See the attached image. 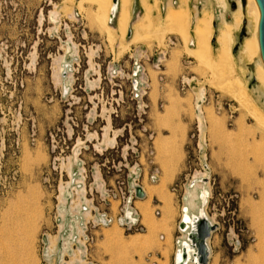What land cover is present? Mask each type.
Wrapping results in <instances>:
<instances>
[{
  "label": "rangeland",
  "instance_id": "1",
  "mask_svg": "<svg viewBox=\"0 0 264 264\" xmlns=\"http://www.w3.org/2000/svg\"><path fill=\"white\" fill-rule=\"evenodd\" d=\"M78 1L0 0V264H174L184 206L213 223L206 264H264V130L231 89L240 78L264 113L259 58L237 57L253 17L220 72L165 24L178 0H131L129 28L151 15L134 40ZM209 5L217 26L218 0L188 1L189 47ZM194 187L206 201L189 204ZM130 194L140 224L126 227Z\"/></svg>",
  "mask_w": 264,
  "mask_h": 264
},
{
  "label": "bare ground",
  "instance_id": "2",
  "mask_svg": "<svg viewBox=\"0 0 264 264\" xmlns=\"http://www.w3.org/2000/svg\"><path fill=\"white\" fill-rule=\"evenodd\" d=\"M82 1L84 0H79L78 2L81 3ZM140 1L143 2L144 4L147 3L146 0H140ZM218 1H219V7L222 8V10L220 14V20L218 21V25L216 26V30L213 29V27L215 26V20H214L215 15L208 7H204V9L201 10V14L195 17L193 16L194 20L192 25L193 26L192 38L195 39L194 47L188 46V43L191 41L190 34L188 32V27L190 25L188 0H178L176 7H173L172 4L169 3L166 12H164L165 13L164 22L166 25L169 26H176L183 28V30L185 31L184 42L185 45L187 46V49L190 52L197 53V55L202 56L203 58L210 59L213 66L220 72H223L226 68H228L230 71H233V64L235 59V55L233 54L232 51L233 32L240 27L241 22L243 21L244 18L243 17L244 11L242 9L241 0H235L236 8L231 12L232 13L231 20H227L224 17V12L226 11L227 2L226 0H218ZM90 2L93 5H95V12L93 15L94 19L93 18L92 19L96 21V23L101 28V30L107 33V36L110 39L112 36L111 30L114 28L113 26L110 25V21L114 18L115 15L117 19V27L121 30L123 35L128 33V35L130 36V40H134L137 36L138 31L140 29H143L144 26L150 23V16H151L150 11L145 10V12L141 14L137 18V20L133 22L132 26L130 28L128 27V22L130 18L131 0H90ZM245 8L246 11L253 17L254 29L251 34L249 35L245 34L246 36L244 37L242 43L240 44V48L238 50V55H237L238 62H243L244 60H251L254 56H257L259 58V62L257 63V67L254 73L255 75L253 76L256 78L257 81L263 83L264 65L261 61L259 44H258V22H259L260 12L255 0H246ZM211 22H212V26H211ZM247 26L249 27V25ZM174 33L176 34L177 31ZM211 38H213L215 42V47L213 46L212 43H210ZM197 55H195V57ZM229 79H231V77H229ZM239 79H237L236 84L233 85L231 84L233 97L240 106L247 107V109L250 112V116L255 120L256 124L261 125V127H263L262 129L264 130V113L251 101L250 96L246 90V87L242 84L241 79L240 80ZM257 88L259 87L257 86ZM141 189L144 192V188H142V186ZM206 195H207V191L205 189H202L201 194L199 195V192L197 191V187H194L191 191H189V196H190L189 204L193 205L195 198H199V197L202 199L203 202L206 201V197H207ZM190 212L188 211L187 206H184L181 212L179 227L181 231H187V233L185 234V239L181 240L178 250L175 252V257H174L175 264H189L196 262L201 264L197 253V245L201 240L198 235V227L200 223L205 220L208 222L209 225H213L212 221L208 218L203 208L198 209V211L193 214ZM203 241L207 249V253H208L207 257L209 258V253H210L209 243H208L209 238L205 237Z\"/></svg>",
  "mask_w": 264,
  "mask_h": 264
},
{
  "label": "water",
  "instance_id": "3",
  "mask_svg": "<svg viewBox=\"0 0 264 264\" xmlns=\"http://www.w3.org/2000/svg\"><path fill=\"white\" fill-rule=\"evenodd\" d=\"M255 1L258 5L259 12H260V17H259V22H258V44H259L261 61L264 65V0H255ZM241 4H242V9L244 11L246 9L245 8L246 0H241ZM230 6L233 10L236 8L235 0H230ZM215 26H216V23H215ZM136 195L139 197L143 196V190L141 189L140 186L136 187ZM212 228H213V225H209L206 220L202 221L198 227V235L201 240L197 245V253H198V258L201 264L207 263L208 253H207V249H206L203 239L210 235V231L212 230Z\"/></svg>",
  "mask_w": 264,
  "mask_h": 264
},
{
  "label": "built area",
  "instance_id": "4",
  "mask_svg": "<svg viewBox=\"0 0 264 264\" xmlns=\"http://www.w3.org/2000/svg\"><path fill=\"white\" fill-rule=\"evenodd\" d=\"M133 193H135V188H134ZM131 199H132V195L130 194V196H128L126 200L124 201L123 207L119 211L118 216L116 218L120 224L126 227L136 226L137 224H140L139 215L136 211V208L130 205ZM111 221H112V218L108 216L106 213L100 214L98 217V222L102 225H107ZM177 250L178 248L176 249V251ZM189 264H199V263L196 262V263H189Z\"/></svg>",
  "mask_w": 264,
  "mask_h": 264
},
{
  "label": "crops",
  "instance_id": "5",
  "mask_svg": "<svg viewBox=\"0 0 264 264\" xmlns=\"http://www.w3.org/2000/svg\"><path fill=\"white\" fill-rule=\"evenodd\" d=\"M138 1H140V0H138ZM159 1H162L163 3H166V4H168V2H169V0H159ZM189 1V0H188ZM191 1V0H190ZM134 3H135V1H134ZM211 11H214L215 13H217V11H216V9H214V8H212L211 6H209L208 7ZM133 9V8H132ZM219 11V13L217 14V18H218V20H220V14H221V9H219L218 10ZM229 14L225 11L224 12V17H225V19H227V16H228ZM257 205V204H256ZM209 249H210V247H209ZM176 252V251H175ZM174 257H175V254H174Z\"/></svg>",
  "mask_w": 264,
  "mask_h": 264
}]
</instances>
